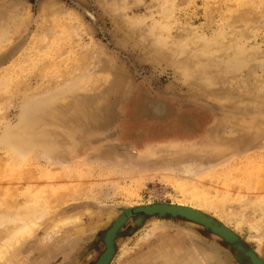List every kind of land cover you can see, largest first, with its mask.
<instances>
[{"label":"rangeland","instance_id":"rangeland-1","mask_svg":"<svg viewBox=\"0 0 264 264\" xmlns=\"http://www.w3.org/2000/svg\"><path fill=\"white\" fill-rule=\"evenodd\" d=\"M234 1L0 0V31L24 14L21 34L3 48L23 49L0 63V84L10 77L21 86L0 90V100L11 97L0 117L30 130L37 140L58 145L54 158L69 162L71 152L83 158L74 159L72 167L55 160L14 165L11 154L0 148V192L21 195L42 187L58 194L44 234L52 221L83 214L50 254L41 253L42 237L27 243L17 256L20 264H95L105 249L107 213L113 214V208L183 199L178 180L186 179L179 174L123 175L119 168L127 166L120 161H131L124 152L144 158L183 145L204 151L232 148L245 139L241 143L246 145L239 144L255 151L235 158L229 168L204 173L196 185L235 191L250 176V192L264 195V6L263 0H255V7L237 0L231 7ZM58 7L60 28H53L47 10ZM162 24L169 33L162 34ZM51 28L58 31L57 43L27 68L24 60L42 56L41 38ZM29 92L36 103L29 104ZM21 116L27 120L22 124ZM73 129L79 148L68 135ZM138 164L145 170L146 163ZM148 218L142 227L128 222L111 264H132L157 245L158 234L142 239L157 219ZM164 221L168 231L187 239L189 230L198 232L199 242L219 252L223 264H236L229 252L223 255L206 242L220 241L206 230L182 219ZM242 234L264 253V242L251 239L247 226ZM123 248L128 252L122 254Z\"/></svg>","mask_w":264,"mask_h":264},{"label":"bare ground","instance_id":"bare-ground-1","mask_svg":"<svg viewBox=\"0 0 264 264\" xmlns=\"http://www.w3.org/2000/svg\"><path fill=\"white\" fill-rule=\"evenodd\" d=\"M236 1L231 4V7L234 6ZM237 3L247 4L249 7L256 6L255 0H240ZM231 7L230 9L233 10L234 8ZM61 11L59 7L48 8L47 20L49 26L55 28L57 24V28L59 27L61 19H56V16ZM19 15L20 18L16 22L11 23L10 20L8 21L10 22L9 29L4 28L0 31V51L4 50L3 48L13 39L14 35L21 34L24 14L21 12ZM252 17L248 16L247 19L250 20ZM53 19L56 23L53 22ZM161 27L162 34L164 31L170 32L167 25L162 24ZM50 30L46 31L45 36L41 38L42 46L38 51L39 53L42 52V56H37L35 53L34 58L29 57L24 60L25 63L29 64L27 68L37 65L38 61L43 60L42 58L49 54L48 52L53 44L57 43L54 40L57 38L58 31L52 28ZM22 49V45L14 46V48L8 50L5 49L6 51L4 50L0 58V63L8 60L11 56L14 57L17 51ZM53 67L54 65L46 73L48 75H44L45 77L50 76ZM57 67L58 65L55 68ZM27 70L30 71V69ZM10 80H12L10 77L3 78L4 83L0 84V90L11 86H21L14 79ZM16 82L17 84H15ZM28 97L29 104L38 101L35 99L36 95L31 92L28 93ZM9 100H11L10 96H8L6 102L0 100V114L5 107V103H8ZM3 118L0 117V120H2L0 124L6 121ZM20 119L21 124L27 121L22 116ZM2 130L0 125V148L11 154L10 164H22L24 166L26 163L43 160L46 163L56 161V165L67 164V167H72L75 163H73L74 159L77 160L76 162L83 159L77 158L79 156L75 152L68 154L70 157L69 162L64 161L60 156L54 158L60 153L58 145L48 144L49 141L46 139L44 141L37 140L30 130L20 125L14 126L9 120L4 123ZM68 135L73 141L71 144L74 146L76 144L78 148L81 147L79 146L81 141L75 139L79 135L74 129L69 130ZM242 141H245V139L233 142L232 148H214L206 151L193 149L191 145H183L178 146L179 148L163 149L144 158L139 156H136L138 158H132L133 156L129 152H124V155L131 161L128 164L123 160L120 161L129 168L128 170L127 168H119L123 175L125 173L141 174L145 171H159L161 172L159 175L162 176H164V172L179 174L181 175L180 178L186 179V181L178 180L180 188L177 194L183 196V199L173 203L150 202L144 205L129 204L113 208V214L107 213L109 219L108 229L103 234L105 249L95 264H111L118 252L117 242L122 238L128 222L134 220V225L138 224L142 227L148 222V217H156L157 219L146 230L142 239L149 237L151 234H158L159 241L155 247L145 251L141 257L136 258L137 261L134 260L132 264H223L219 252L208 249L199 242V236L201 235L198 232L189 230L188 237L190 239H187L184 235L181 236L182 234L177 235L168 231L166 227L169 222H165L164 219L171 217L187 221L192 227L202 228L214 235L220 240L217 241L218 243L212 240H206V242H210L208 244L213 247L222 249L223 252L221 250L220 252L223 255L229 252L228 254L236 259V264L244 262L245 264H264V253L262 254L260 250L249 245L248 240L242 234L243 228L247 226L251 239L264 242V195H255L250 192L252 178L248 176L240 180L238 189H235V191L223 190L222 192H216L196 185L197 180L204 173L229 168V164L235 158L238 159L239 156L255 151L254 147L252 149L244 148L241 144H246L241 143ZM135 153L137 155V152ZM142 161L146 163L145 170L137 168L140 165L138 163ZM5 170V168H2V171ZM57 196V193L52 194L50 189L47 188L46 190L42 187H30L21 195L11 194L7 190L0 192V264H20L17 257L20 250L27 243L40 237L43 238L42 242L44 244L40 247L41 253L43 255L50 254V251H54L58 238L70 228H76L83 221L82 213L56 219L52 221L48 232L44 234L43 228L51 219V209L55 203L54 201H59ZM89 213H92V211L89 210ZM99 231L100 228H97L96 232ZM180 231L182 230L180 229ZM98 236H94L93 240H96ZM127 252L128 250L123 248L122 254ZM15 260L16 263H14Z\"/></svg>","mask_w":264,"mask_h":264}]
</instances>
